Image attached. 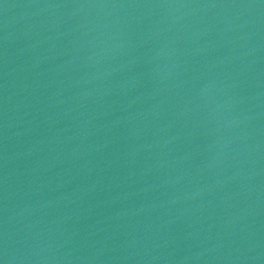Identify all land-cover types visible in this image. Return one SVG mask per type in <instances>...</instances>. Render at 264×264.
I'll return each instance as SVG.
<instances>
[{
	"label": "water",
	"instance_id": "1",
	"mask_svg": "<svg viewBox=\"0 0 264 264\" xmlns=\"http://www.w3.org/2000/svg\"><path fill=\"white\" fill-rule=\"evenodd\" d=\"M3 264H264V0H0Z\"/></svg>",
	"mask_w": 264,
	"mask_h": 264
},
{
	"label": "snow or ice",
	"instance_id": "2",
	"mask_svg": "<svg viewBox=\"0 0 264 264\" xmlns=\"http://www.w3.org/2000/svg\"><path fill=\"white\" fill-rule=\"evenodd\" d=\"M0 264H3V261H0Z\"/></svg>",
	"mask_w": 264,
	"mask_h": 264
}]
</instances>
